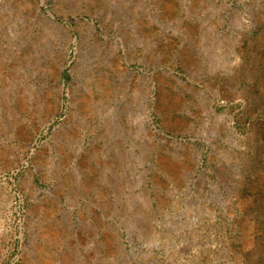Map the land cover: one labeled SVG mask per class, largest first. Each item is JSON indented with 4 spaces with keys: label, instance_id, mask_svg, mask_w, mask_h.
Instances as JSON below:
<instances>
[{
    "label": "rangeland",
    "instance_id": "374dc122",
    "mask_svg": "<svg viewBox=\"0 0 264 264\" xmlns=\"http://www.w3.org/2000/svg\"><path fill=\"white\" fill-rule=\"evenodd\" d=\"M0 264H264V0H0Z\"/></svg>",
    "mask_w": 264,
    "mask_h": 264
},
{
    "label": "water",
    "instance_id": "95a60500",
    "mask_svg": "<svg viewBox=\"0 0 264 264\" xmlns=\"http://www.w3.org/2000/svg\"><path fill=\"white\" fill-rule=\"evenodd\" d=\"M48 124H52V123H48ZM47 126H48V125H47ZM60 127H61L60 125L54 126V128H53V129H54V132H55L56 130L60 129ZM47 128H48V127H47Z\"/></svg>",
    "mask_w": 264,
    "mask_h": 264
}]
</instances>
